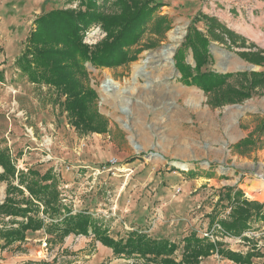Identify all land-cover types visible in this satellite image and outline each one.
<instances>
[{
	"label": "rangeland",
	"instance_id": "374dc122",
	"mask_svg": "<svg viewBox=\"0 0 264 264\" xmlns=\"http://www.w3.org/2000/svg\"><path fill=\"white\" fill-rule=\"evenodd\" d=\"M156 1L164 5L160 15L170 23L163 40L148 49L146 46L156 37L144 36L138 45L142 52L128 66L106 69L87 65L90 87L98 97V113L108 125L106 133L97 134L75 130L62 107L54 102L53 90L29 83L14 64L35 17L51 9H75L78 0H0V146L9 151L15 176L28 170L40 176L49 173L51 181L45 184L52 183L62 210L72 215L81 211L93 215L114 240L140 231L152 239L179 245L175 253L179 260L182 239L195 234L220 244L224 250L252 253L253 263L264 264V224H251L243 238L229 236L219 224L228 220L231 210L227 201L219 202L227 188L241 191L244 199L264 206V191L250 192L264 179V135L247 152L232 150L264 119V91L253 93L241 103L215 106L212 94L183 83L174 62L199 12L217 18L247 44L264 50V2ZM176 26L184 28L183 36L180 43L171 46L169 35ZM196 27L205 29L203 22ZM103 37L98 27H92L85 43L94 45ZM167 47L173 51L166 60L161 54ZM210 47L212 61L203 70L217 74L264 71L241 59L237 52L242 50L228 51L217 43ZM185 60L194 66L189 51ZM233 61L245 68L233 67ZM250 65L254 67L247 70ZM106 76L114 80L113 88L126 105L102 93L100 86ZM238 85L235 78L227 81L228 87ZM26 129H31L34 143L28 140ZM42 144L47 149L40 151ZM111 160L117 164L110 173H101L95 180L90 177L92 171ZM61 162L64 165L57 173ZM175 162L189 167L182 170ZM66 166L69 170L64 169ZM12 185L16 187L17 181L12 180ZM7 187L8 183H0V206L12 197ZM20 190L23 195L14 193L13 197L30 200L38 206L37 213L26 218L2 215L0 229L17 227L28 217L50 224L53 219L44 215V207L23 187ZM45 228L26 232H37L34 240L26 242L25 238L23 243L6 248H2L4 241L0 239V264H144L114 257L92 236L62 238L60 233H49ZM199 264L233 263L213 253Z\"/></svg>",
	"mask_w": 264,
	"mask_h": 264
},
{
	"label": "trees",
	"instance_id": "16d2710c",
	"mask_svg": "<svg viewBox=\"0 0 264 264\" xmlns=\"http://www.w3.org/2000/svg\"><path fill=\"white\" fill-rule=\"evenodd\" d=\"M163 6L156 0H78L75 9H51L35 17L33 29L14 64L29 83L53 90L54 102L62 107L68 123L75 130L104 134L108 125L98 113V97L90 87L87 65L106 69L128 66L142 52L138 45L146 35L156 37L153 43L146 46L154 48L170 30V23L160 15ZM199 22L205 25L203 31L196 27ZM92 27H98L104 37L94 45H88L85 37ZM214 43L223 45L228 51L242 50L237 52L241 59L264 68V50L253 43L247 44L242 36L217 18L199 12L191 21L184 42L174 56L175 68L185 85H193L206 94H212L215 106L241 103L253 93L264 91V71L217 74L203 70L212 61L209 47ZM187 51L194 66L185 60ZM233 78L239 81L238 87L227 86V81ZM262 135L264 119L252 133L235 143L232 150L238 154L247 152L261 142ZM0 168V183H8L7 194L12 196L0 206V216L26 218L30 213H37L36 204L28 199L13 197L14 193L23 195L20 190L23 187L34 201L44 207V215L53 219L45 225L37 217H28L17 227L0 229V239L4 241L2 248L23 243L27 231H37L46 226L47 232L60 233L62 238L69 235L92 236L96 242L110 249L114 257L141 260L144 264H199L202 258L213 253L233 264H255L252 253L224 250L220 244L199 239L195 234L182 239L179 260L175 258L179 245L164 239H152L140 231H132L114 240L93 215L86 211L72 215L69 210H62L52 183L45 184L51 181L49 173L40 176L38 172L28 170L15 176L9 151L1 146ZM12 180L17 181L16 187L12 185ZM222 201H227L231 210L228 220L219 224L229 236L243 238L251 224H264L263 204L244 199L241 191L227 188L219 197V202Z\"/></svg>",
	"mask_w": 264,
	"mask_h": 264
},
{
	"label": "bare ground",
	"instance_id": "6f19581e",
	"mask_svg": "<svg viewBox=\"0 0 264 264\" xmlns=\"http://www.w3.org/2000/svg\"><path fill=\"white\" fill-rule=\"evenodd\" d=\"M180 25V24H179ZM183 27L182 26H176L175 30L172 31L169 35V39L172 42V45L180 43L182 36H183ZM172 49V48H171ZM171 49H165L162 51L161 57L164 59H169L172 56ZM142 66L145 65V61L141 62ZM232 66L240 69H244L245 67L242 64H238L237 62L233 61ZM114 80L106 76L104 80L101 83V91L104 95L111 96L114 100H118L121 106L126 105L123 99L120 98V93L116 91L114 87ZM186 93V92H185ZM174 165L182 170H186L189 166L182 162H175ZM259 186L256 189H250V192H263L264 191V179H261ZM260 195V194H259Z\"/></svg>",
	"mask_w": 264,
	"mask_h": 264
},
{
	"label": "built area",
	"instance_id": "2783aa9c",
	"mask_svg": "<svg viewBox=\"0 0 264 264\" xmlns=\"http://www.w3.org/2000/svg\"><path fill=\"white\" fill-rule=\"evenodd\" d=\"M27 130V138H28V140L30 141V142H35L36 140H35V138H33V134H32V131H31V129H26ZM35 140V141H34ZM39 147H41V150L40 151H42V149L44 150V149H47V146H46V144H42V145H39ZM60 164V167L61 168H57L56 167V172L57 173H60L61 172V169H62V167H63V162H61V163H59ZM116 164H117V162L115 161V160H111V161H109L108 163H107V165H103V166H101L100 168H98L97 170H95V173H94V171H92V173L90 174V177H92V179L93 180H95L96 179V176L97 175H99V174H101V173H105V172H107V173H110L111 171H112V169L116 166ZM17 169H18V166H17ZM65 170H69V168L66 166L65 168H64ZM89 178V177H88ZM63 187H65V186H63ZM64 190L66 189V187L65 188H63ZM63 201H65V200H63ZM204 237H209V238H211L212 236H209V234H205L204 235Z\"/></svg>",
	"mask_w": 264,
	"mask_h": 264
},
{
	"label": "crops",
	"instance_id": "0c3cea01",
	"mask_svg": "<svg viewBox=\"0 0 264 264\" xmlns=\"http://www.w3.org/2000/svg\"><path fill=\"white\" fill-rule=\"evenodd\" d=\"M36 233H26V242H29L31 240H34L37 237V234ZM40 234H41V232H40Z\"/></svg>",
	"mask_w": 264,
	"mask_h": 264
},
{
	"label": "water",
	"instance_id": "95a60500",
	"mask_svg": "<svg viewBox=\"0 0 264 264\" xmlns=\"http://www.w3.org/2000/svg\"><path fill=\"white\" fill-rule=\"evenodd\" d=\"M176 46V45H175ZM169 47H167L166 49H168ZM211 47H209V51H210ZM171 51H173V49H171ZM254 66L250 65V67L247 68V70H251Z\"/></svg>",
	"mask_w": 264,
	"mask_h": 264
}]
</instances>
